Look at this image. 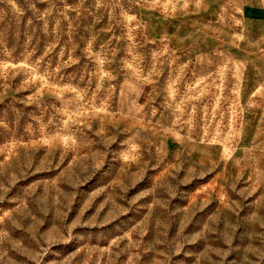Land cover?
<instances>
[{
    "label": "rangeland",
    "instance_id": "rangeland-1",
    "mask_svg": "<svg viewBox=\"0 0 264 264\" xmlns=\"http://www.w3.org/2000/svg\"><path fill=\"white\" fill-rule=\"evenodd\" d=\"M0 264H264V0H0Z\"/></svg>",
    "mask_w": 264,
    "mask_h": 264
}]
</instances>
